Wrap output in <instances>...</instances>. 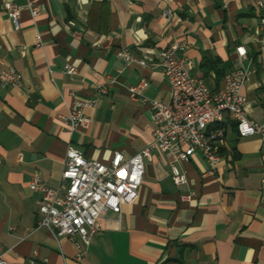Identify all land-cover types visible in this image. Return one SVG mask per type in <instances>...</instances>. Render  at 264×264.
I'll use <instances>...</instances> for the list:
<instances>
[{"label": "crops", "instance_id": "1", "mask_svg": "<svg viewBox=\"0 0 264 264\" xmlns=\"http://www.w3.org/2000/svg\"><path fill=\"white\" fill-rule=\"evenodd\" d=\"M27 1L41 6L37 17ZM254 1L0 0V71L12 67L22 76L20 86L0 87V257L10 264L32 257L36 264H264V147L256 136L239 138L228 118L214 170L195 151L175 162L186 179L176 187L171 157L154 153L137 200L120 214L106 213L79 260L67 237L36 229L41 195L29 189L34 174L46 187L58 186L69 144L102 163L114 151L129 158L148 144L149 107L126 87L145 79L143 96L168 102L157 63L172 42L183 45L190 74L212 90L233 69L253 70L244 86L247 116L264 123V49L251 40ZM4 2L22 7L19 30ZM240 45L246 59L236 56ZM121 50L149 57L148 67H125ZM66 64L76 74L67 75ZM74 97L98 102L85 111L88 127L69 138L62 119Z\"/></svg>", "mask_w": 264, "mask_h": 264}, {"label": "built area", "instance_id": "2", "mask_svg": "<svg viewBox=\"0 0 264 264\" xmlns=\"http://www.w3.org/2000/svg\"><path fill=\"white\" fill-rule=\"evenodd\" d=\"M25 8L30 15L37 17L42 8L39 4L27 1ZM256 25L251 40L257 51L264 49V0H255ZM2 10L15 30L20 29L22 7L13 2H4ZM170 11H165L167 18ZM247 28L246 25L243 26ZM40 45V37H36ZM183 45L172 42L159 53L157 66L162 70L169 85V101L166 103L149 100L143 96L148 86L145 79L134 86L126 87L130 98L145 102L149 107L152 123L151 138L148 144L134 156L126 158L114 151L107 163L88 160L77 148L68 145L64 167L56 188L46 187L34 174L29 189L40 193L37 207L36 229L51 231L55 237H67L79 247L76 258L79 260L91 239L102 230V221L107 212L120 214L122 207L132 205L138 198L145 171V161H151L154 153L171 157L169 168L172 182L176 187L185 184L183 173L175 165L177 161H188L199 151L211 170L221 160L220 151L225 147L226 119L235 123L239 138L256 136L264 147V123L251 120L247 116L248 98L244 86L253 72L250 68H238L225 75L223 86L210 89L201 78L190 74L187 62L181 55ZM239 59L247 58V50L240 45L235 47ZM124 66L148 67L149 57L135 58L127 50H121ZM264 70V61L262 63ZM67 75L76 74L75 68L66 64ZM22 82L21 74L8 67L0 71V87H17ZM99 92L105 93L103 88ZM96 98H73L68 114L63 117L65 134L85 129L90 119L85 111L95 107ZM21 160V155H19ZM183 200L189 196L183 195ZM36 253H34L35 255ZM0 264H10L0 257ZM28 264H36L32 257Z\"/></svg>", "mask_w": 264, "mask_h": 264}]
</instances>
